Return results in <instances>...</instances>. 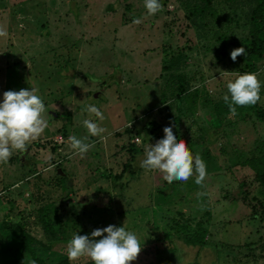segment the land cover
<instances>
[{
    "label": "rangeland",
    "instance_id": "obj_1",
    "mask_svg": "<svg viewBox=\"0 0 264 264\" xmlns=\"http://www.w3.org/2000/svg\"><path fill=\"white\" fill-rule=\"evenodd\" d=\"M252 3L0 0V264L23 233L67 264H264V125L226 107Z\"/></svg>",
    "mask_w": 264,
    "mask_h": 264
},
{
    "label": "trees",
    "instance_id": "obj_2",
    "mask_svg": "<svg viewBox=\"0 0 264 264\" xmlns=\"http://www.w3.org/2000/svg\"><path fill=\"white\" fill-rule=\"evenodd\" d=\"M210 0H202V5L194 6L188 13L190 19L203 17L205 11L209 9ZM236 50L240 55L241 66L239 69L242 77L238 82V89L234 96L226 104L227 110H236L237 107L247 108L253 119L264 125V109L257 105L254 95L249 90L251 76L256 72V64L264 57V0H253L252 7L247 15V32L246 37L241 39L236 44ZM176 96H180L184 91V81L176 76ZM258 153L256 156L246 160L245 166L251 171L252 185L256 187V196L250 199L253 201L251 210L253 212L259 209L262 216L264 213V147H257ZM132 154L131 151H129ZM127 164L123 165L118 175H114L113 179H119L123 174L131 171L127 168ZM183 229V228H181ZM193 232L185 230V242L189 245H200L205 231L200 229V226L195 225ZM38 245L33 237L27 233H23L18 239L16 245V258L5 264H67L66 259H46L35 254L31 248L32 245ZM46 259V260H44Z\"/></svg>",
    "mask_w": 264,
    "mask_h": 264
},
{
    "label": "built area",
    "instance_id": "obj_3",
    "mask_svg": "<svg viewBox=\"0 0 264 264\" xmlns=\"http://www.w3.org/2000/svg\"><path fill=\"white\" fill-rule=\"evenodd\" d=\"M56 141H57V142H60V138H57ZM133 142L136 143V142H138V140H137V139H134Z\"/></svg>",
    "mask_w": 264,
    "mask_h": 264
},
{
    "label": "water",
    "instance_id": "obj_4",
    "mask_svg": "<svg viewBox=\"0 0 264 264\" xmlns=\"http://www.w3.org/2000/svg\"><path fill=\"white\" fill-rule=\"evenodd\" d=\"M54 116H55V114L53 113V114H52V117H54Z\"/></svg>",
    "mask_w": 264,
    "mask_h": 264
}]
</instances>
